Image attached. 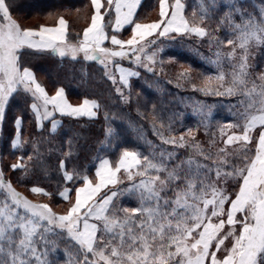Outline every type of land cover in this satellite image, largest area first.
Returning a JSON list of instances; mask_svg holds the SVG:
<instances>
[{"label": "snow or ice", "instance_id": "6c2138e0", "mask_svg": "<svg viewBox=\"0 0 264 264\" xmlns=\"http://www.w3.org/2000/svg\"><path fill=\"white\" fill-rule=\"evenodd\" d=\"M225 3L226 10L220 22L228 23L234 37L226 43L236 45L242 51L239 62L233 66L231 86L212 94L244 96L241 103L246 110L259 115H246L242 133L227 136L225 147L217 153L219 162L212 168L191 159L170 164L171 153L161 152L158 158H150L137 151L124 150L115 168L108 158L99 161L94 173L98 183L94 184L87 175L67 170L66 160L62 159L60 169L65 183L79 180L82 185L75 189L65 187L60 192L65 200L69 199V193L75 192V202L63 215L54 213L48 204L28 201L16 192L10 181L4 180L0 170V190L5 191L4 198L0 199V264H264V72L257 74V79L262 82L257 84L252 79L249 64V46L264 44V2L256 9L258 17L242 7L240 0H225ZM91 4L94 9L91 23L78 43L72 44L68 41L67 21L63 17L59 18L57 27L24 29L11 17L6 0H0V126L10 99L20 91L33 98L30 108L38 128L43 127V120L55 113L90 119L98 114L100 106L95 101L85 99L78 106L68 103L63 88L49 96L33 71L22 66L25 49L51 51L61 58L68 56L73 60L82 53L84 60H99L106 69L109 64H115L120 82L130 87L129 77H137L139 73L125 69L116 58L140 64L145 47L142 40L157 34L209 35L206 27L193 26L184 17L186 5L182 0H173L171 5L168 0H160V19L150 24L135 22L141 0H91ZM217 7L218 0H209L212 12ZM237 15L241 17V23H234ZM105 16H109L112 35L106 31ZM210 18L208 12H202L200 22ZM127 25H132V38L119 39L116 33ZM106 41L118 50L104 47ZM235 55L234 47L229 57ZM216 78L222 81L223 73ZM110 79L117 82L116 76ZM117 91L127 100L123 91ZM200 91L208 93L210 89ZM36 101L42 103L38 105ZM14 123L16 136L12 147L17 149L24 143L20 135L22 117H17ZM57 123L52 121L53 132ZM228 127L241 125L229 124ZM257 127L260 131L255 147L250 149L248 145L253 144L252 133ZM187 131L190 133L192 129ZM108 135H111L110 131ZM161 140L176 148L185 147L183 134L179 140L164 138L161 134ZM233 144L240 147L229 152L228 146ZM234 153L238 154L242 167H236L229 159ZM71 154L69 147L64 155ZM20 159L23 161L24 158ZM142 161V170L133 173L132 169H139ZM25 167L22 162L11 165L13 171ZM122 168L129 180L134 175L147 177L123 190L137 196L139 207L114 204V200L123 194L113 190L120 182L117 174ZM161 173L165 175L162 177ZM229 179L239 180L234 198L223 187L217 186ZM104 188L109 191L96 201ZM31 191L50 195L40 187H33ZM225 204L229 205L226 219L222 218ZM213 218L217 222L213 223ZM226 225L229 230L224 232ZM237 225L240 226L238 232ZM229 238L231 247L225 248V255L218 259L217 252ZM64 239L74 242L77 258L67 253L66 259L60 261L56 256L60 251L57 242Z\"/></svg>", "mask_w": 264, "mask_h": 264}, {"label": "trees", "instance_id": "16d2710c", "mask_svg": "<svg viewBox=\"0 0 264 264\" xmlns=\"http://www.w3.org/2000/svg\"><path fill=\"white\" fill-rule=\"evenodd\" d=\"M182 2L186 5L183 12L189 23L206 27L209 35H155L150 39L155 41L154 44H149L150 40L143 43L148 51H158H155L156 60L152 68L116 58L117 63L129 65L139 73L137 77L130 78V87L118 84L117 76V82L113 83L110 77L114 73L111 75L99 60H84L83 54L73 60L68 56L61 58L51 51L24 50L22 66L34 71L37 80L48 93L62 87L71 103L78 104L83 99H92L100 107L97 116L91 119L55 114L53 117L59 118L60 122L53 132L51 118L43 122L42 128H38L30 108L33 103L30 94L20 91L13 95L7 105L3 125L0 126V170L4 173V180L10 181L16 192L33 204H48L54 213L63 215L75 202V192L68 194V200L63 199L60 192L65 187L75 189L82 185L79 180L65 183L60 169L62 159L66 160L67 170L87 175L93 181L97 179L94 173L99 161L108 158L115 168L124 150L137 151L141 156L148 155L150 158H158L161 152L171 153L173 160L170 164L191 159L212 168L219 162L217 153L225 147L228 136L226 128L232 123H242L245 114L251 111L246 110L241 103L245 100L244 96L212 94L223 92L231 86L233 66L239 62L242 50L226 43L234 37L228 23L220 22L226 10L225 0H218L214 12L209 8V0ZM262 2L264 0H240L242 7L257 17L256 9ZM6 3L11 17L24 29L54 24L59 17L65 18L70 43H78L82 38L93 13L91 0H6ZM159 6L160 0H142L135 22L158 20ZM202 12L211 15L203 23L200 22ZM109 15L114 17L113 13ZM104 19L106 30L112 35L109 16ZM241 22L240 16L234 17V23ZM131 31L132 25H128L116 35L126 38ZM104 46L118 50L109 42ZM234 47L236 55L230 58L229 53ZM249 53L252 79L260 84L262 82L257 79V74L264 72V44L249 46ZM109 67L115 69V64ZM220 73L224 75L222 81L216 78ZM204 88L210 89V92L200 91ZM117 89L123 91L127 100L120 96ZM17 117H22L20 135L24 143L22 147L14 149L12 143L16 136L14 122ZM187 129L192 131L189 133ZM234 131L240 133L242 129ZM161 134L164 138L176 140L183 134L185 147L176 148L163 143ZM69 147L72 148V154L65 157L64 153ZM239 147V144L229 145L228 150L233 152ZM248 147L254 149L253 144ZM229 159L236 167H242L238 154L234 153ZM21 162L26 167L13 171L11 165ZM142 168L143 161L141 167L135 168L133 173ZM160 175L163 177L165 174ZM209 175L212 176V173ZM142 177L145 176L134 175L129 180L128 174L122 176L113 190L123 192L133 183L139 184ZM238 184L239 180L229 179L227 183H218L217 186L223 187L234 198ZM33 187H40L50 195L33 193ZM108 191L109 188L103 190L97 201ZM4 196L5 191L0 190V199ZM114 204L135 208L139 207V200L135 194L123 192L114 200ZM57 243L60 251L56 256L60 261L66 259L67 253L77 258L74 242L64 239Z\"/></svg>", "mask_w": 264, "mask_h": 264}, {"label": "rangeland", "instance_id": "374dc122", "mask_svg": "<svg viewBox=\"0 0 264 264\" xmlns=\"http://www.w3.org/2000/svg\"><path fill=\"white\" fill-rule=\"evenodd\" d=\"M184 13V12H183ZM184 17H185V15H184ZM186 18V17H185ZM155 35H153V36H149V37H147L146 39H144V40H142L141 41V44H143L144 42H146L147 40H150L151 38H153ZM238 43V42H237ZM241 49L239 48V51H240ZM156 52H158L157 50H155ZM155 51L153 50V51H148L147 49H146V46L144 47V52L143 53H141V63L140 64H137V65H142V66H146V67H149V68H152V63L156 60V58H155ZM125 60H127V59H125ZM120 64V63H119ZM134 64H136L135 62H134ZM113 66V64H109V66ZM122 65H124V64H122ZM107 67V69H108V71L110 72V74L112 75L113 73H114V76H117V80H118V84H121L122 85V83L120 82V80H119V74H118V69L116 68V69H113L112 67ZM126 67H128L129 69H131V70H133V71H136L137 72V70H135V68H133V67H131V66H129V65H125ZM113 76V75H112ZM129 80H130V78H129ZM124 85V84H123ZM88 100H91L92 101V99H88ZM42 103V102H41ZM249 114H255V115H259V113H253V112H251V111H249L248 113H246L245 114V116L246 115H249ZM49 118H51V117H49ZM48 118V119H49ZM45 120H47V119H45ZM53 120H55V121H57L58 123H57V126H58V124H59V122H60V119L59 118H52V121ZM42 122H44V120L42 121ZM244 122H245V118H244V121L242 122V123H232V125H241V127H238V128H233V127H227L226 128V131L228 132L227 133V135H232L233 133H235V134H241L242 133V131L240 132V133H236V131H234V130H238V129H242L243 130V124H244ZM259 131H260V128L259 127H257L254 131H253V133H252V137H253V148L255 147V139H256V137H257V135H258V133H259ZM226 133V132H225ZM227 139V138H226ZM135 168H133L132 169V171L134 170ZM122 176H124V177H126L127 176V173L124 171V169H121V171L117 174V178H118V180L120 179V178H122ZM142 179H146L145 177H142ZM140 182V181H139ZM110 187H112V186H110ZM105 190V189H104ZM102 192V191H101ZM228 208H229V205L228 204H226L225 205V216L224 217H222V218H224V219H226V213H227V210H228ZM237 218H239V214L237 215ZM215 222H217V219L216 218H213V223H215ZM239 225H237L236 226V228H237V232L239 231ZM229 230V226H227L226 225V227H225V229H224V232H227ZM224 233L222 232L221 233V235H223ZM231 238H229V240H226L225 241V244H224V246H222L221 247V250L219 251V252H217V258L219 259V258H222L223 257V255H225V251H224V249L225 248H228V247H231ZM213 250H214V246H213Z\"/></svg>", "mask_w": 264, "mask_h": 264}, {"label": "crops", "instance_id": "0c3cea01", "mask_svg": "<svg viewBox=\"0 0 264 264\" xmlns=\"http://www.w3.org/2000/svg\"><path fill=\"white\" fill-rule=\"evenodd\" d=\"M142 1V0H141ZM173 2H171V0H168V4L169 5H171ZM93 11H94V9H93ZM159 12H160V6H159ZM93 14V13H92ZM183 15H184V13H183ZM60 18V17H59ZM59 18L57 19V22H55L54 24H44V25H41V26H43V27H50V28H52V27H57L58 26V20H59ZM65 19V18H64ZM160 19V18H159ZM158 19V20H159ZM66 20V19H65ZM158 20H155V21H150V22H139V23H142V24H150V23H153V22H156V21H158ZM90 23H91V21H90ZM90 23H89V25H90ZM88 25V26H89ZM40 26V27H41ZM87 26V27H88ZM128 26V25H127ZM40 27H38V28H27V29H34V30H38ZM86 27V28H87ZM124 27H126V26H124ZM123 27V28H124ZM85 28V29H86ZM67 31H68V23H67ZM107 31V30H106ZM109 34V33H108ZM132 35H133V33H132V31H131V34L128 36V37H126V38H120L119 36H118V38L119 39H122V40H128V39H130V38H132ZM37 39H39L38 37H37ZM139 39V38H138ZM107 42V41H106ZM105 42V43H106ZM105 43H104V45H105ZM72 44H77V43H72ZM103 45V46H104ZM105 47V46H104ZM82 54V53H81ZM81 54H79V55H81ZM121 66H123L125 69H129L128 67H126L125 65H122V64H120ZM28 68V67H27ZM30 70H32L31 68H29ZM115 69H116V67H115ZM33 71V70H32ZM33 73H34V71H33ZM35 74V73H34ZM35 78H36V75H35ZM129 78H131V77H129ZM36 80H37V78H36ZM38 81V80H37ZM39 82V81H38ZM40 83V82H39ZM41 84V83H40ZM42 85V84H41ZM42 87H44L43 85H42ZM45 88V87H44ZM59 88H62V87H59ZM58 88V89H59ZM57 89V90H58ZM46 90V89H45ZM56 90V91H57ZM56 91L55 92H53V93H48L47 92V90H46V92H47V94L49 95V96H53V95H55V93H56ZM65 99H66V101L68 102V103H70V104H72V105H74V106H78V105H80V104H82L83 103V101L85 100V99H83L80 103H78V104H73V103H71L70 101H69V99L67 98V94H66V92H65ZM89 101H91V100H89ZM92 101H95V100H92ZM37 103H38V105L39 104H41V101H36ZM96 102V101H95ZM97 103V102H96ZM49 109H51V105H49ZM55 114H59V113H55ZM54 114V115H55ZM53 115V116H54ZM53 116L51 117V119L53 118ZM45 121V120H44ZM38 124V123H37ZM42 124H43V122H42ZM51 124H52V120H51ZM119 162V161H118ZM111 163V162H110ZM112 166V165H111ZM123 169V168H122ZM93 183L94 184H96V183H98V179H96V181H93ZM110 187V186H109ZM104 189H106V188H104ZM104 189H102L101 191H103ZM101 193V192H100ZM100 193L97 195V197L95 198V200L97 201V198L99 197V195H100Z\"/></svg>", "mask_w": 264, "mask_h": 264}]
</instances>
